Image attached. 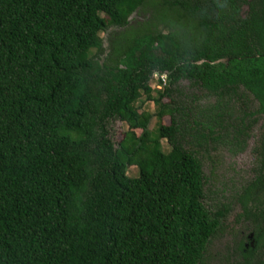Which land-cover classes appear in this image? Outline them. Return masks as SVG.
I'll return each mask as SVG.
<instances>
[{"label":"trees","instance_id":"16d2710c","mask_svg":"<svg viewBox=\"0 0 264 264\" xmlns=\"http://www.w3.org/2000/svg\"><path fill=\"white\" fill-rule=\"evenodd\" d=\"M148 1L0 0V264H206L230 209L206 207L187 137L257 104L234 129L244 145L264 117V0L240 21L177 0L182 33L147 31L100 62L102 35ZM182 81L217 99L209 126L176 101ZM258 152L264 167V131ZM263 189L264 171L247 199Z\"/></svg>","mask_w":264,"mask_h":264},{"label":"rangeland","instance_id":"374dc122","mask_svg":"<svg viewBox=\"0 0 264 264\" xmlns=\"http://www.w3.org/2000/svg\"><path fill=\"white\" fill-rule=\"evenodd\" d=\"M177 0H149L147 5L140 9L130 20L127 27H112L103 37V50L98 60L106 63L117 45H126L138 35L147 31L156 33L167 31L168 25H174V32H180L179 25L172 23L175 16ZM192 7L206 9L216 6L224 9L227 19L235 21L244 20L249 13L248 0H188ZM176 88V101L186 113L192 111L193 119L209 126V116L212 107L217 104V99L206 91L192 86L188 81H182ZM248 105L251 109L248 108ZM195 107L197 110L193 108ZM257 104H249L245 107L237 105L230 111L229 116L220 125L211 123L212 135L207 139H193L194 133L187 137L189 148L197 151L204 165L207 177V200L206 207L211 211L230 209V214L224 224L222 232L213 240L209 247L206 264H262L264 263V227L260 222L262 238L258 240L255 230L257 229L252 215H260L264 209V192L255 196L251 201L246 197L247 186L252 183L262 172V159L259 157V146L264 131V117L256 116L257 123L254 125L250 138L244 145L238 146L240 135L234 131L242 127L246 120L245 113L256 112ZM146 108L155 112V105L147 104ZM196 114V115H195ZM190 121V120H189ZM164 124H170L166 118ZM194 127L193 121H190ZM158 127V119L154 118L151 124L152 130ZM128 127L118 121L112 126V133L118 143L123 139ZM196 130V129H194ZM208 135V129L203 131ZM166 146V142H164ZM131 176L138 175V169H130ZM246 202L247 205H244ZM247 210V213H245ZM240 246L247 247L243 255ZM252 248L251 253L248 251ZM248 257V259H247Z\"/></svg>","mask_w":264,"mask_h":264},{"label":"flooded vegetation","instance_id":"af4514ba","mask_svg":"<svg viewBox=\"0 0 264 264\" xmlns=\"http://www.w3.org/2000/svg\"><path fill=\"white\" fill-rule=\"evenodd\" d=\"M263 167V166H262ZM264 171V167H263V170L261 172V174L263 173ZM261 174L252 182L250 183L247 188L251 187L256 181L258 178L261 177ZM264 192V189L262 191H260L256 196H258L259 194L263 193ZM216 212V211H214ZM245 213H247V210H245ZM230 214V212H229ZM228 214V215H229ZM248 214V213H247ZM228 215H227V218H228ZM250 219H254L255 220V223H256V227L259 228L260 227V222L262 223V226L261 227H264V209L262 210V212L260 213V215H252ZM227 220V219H226ZM226 222V221H225ZM223 222V224L225 223ZM224 225H221V227H223ZM257 230V229H256ZM262 231V230H261ZM249 247V246H246V248Z\"/></svg>","mask_w":264,"mask_h":264},{"label":"built area","instance_id":"2783aa9c","mask_svg":"<svg viewBox=\"0 0 264 264\" xmlns=\"http://www.w3.org/2000/svg\"><path fill=\"white\" fill-rule=\"evenodd\" d=\"M156 79L159 80V81L161 80L165 84L167 82V76H165V75H156ZM153 87L161 89V86L158 85L157 83H154Z\"/></svg>","mask_w":264,"mask_h":264}]
</instances>
